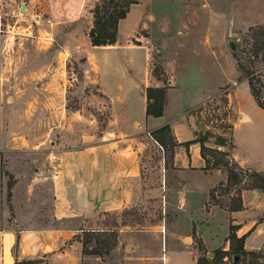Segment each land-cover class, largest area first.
Segmentation results:
<instances>
[{
  "label": "crops",
  "instance_id": "1",
  "mask_svg": "<svg viewBox=\"0 0 264 264\" xmlns=\"http://www.w3.org/2000/svg\"><path fill=\"white\" fill-rule=\"evenodd\" d=\"M180 1L167 0L164 12L170 8L173 11L175 8L172 4L181 3ZM5 2L6 0H0V11ZM22 4L14 5L12 9L16 7L20 11ZM137 5L139 3L132 5L127 17L120 21L119 36L123 32L124 36L131 35L138 30L139 19L136 23L130 21L133 23L131 28L127 26L131 12ZM181 9L187 14L201 12L204 16V29L199 32V37L190 39L195 19L187 21L179 16L176 25L174 22L169 23L167 19L161 25L159 44L164 55L167 83L164 84L167 89L163 115L156 117L146 113V88L150 85L161 86V80L154 81L149 77L148 45L96 46L114 48L128 58L124 70L110 66L115 70H112L113 75H108V70L99 75L100 94L109 99L115 110L122 111L115 121L117 129L109 133L111 137L102 132L82 137L76 134L69 137L72 144H67L69 141L64 137L51 149L42 147V140L26 148L24 141L14 139L10 133L14 128L9 131L0 130V153H3L4 159H18L20 164V168L12 172V208L0 209V264H16L17 260H34L37 261L36 264H197L192 252L194 228H198L199 236L210 250H227L230 245L228 236L231 220L240 224L237 236L245 235V250H256L264 246V240H258V235L264 233V206L259 202V197L264 196V190H244V208L239 210L220 206H214L211 211L207 209L212 191L220 182L227 181L228 174L222 169L205 168L201 145L194 141L198 136V127L195 114L191 112L221 95L222 91L230 100L233 98V108L237 115L233 122V157L240 162L242 168L256 170L247 162L249 152L247 156L244 154L245 157L239 154L240 141L235 129L236 125L240 126L237 122L249 123L247 141L255 145L257 139L253 131L256 123L241 102H237L236 96L242 91L254 112L261 114L264 109L258 105L249 81L245 78L238 79L235 58L231 78L215 84L210 80L213 71L207 61L217 56L213 47L214 24L222 29L220 44L225 46L224 51L233 54L229 48L230 33L236 34V30L245 31L264 25V0H204L203 7L187 9L181 6ZM28 10L26 4V11ZM180 29H184L188 35L180 37ZM170 39L180 46L190 43L194 57L186 61L183 70L173 68V64L178 61L176 59L171 62L177 54L173 56L166 48ZM139 55L142 60L137 66ZM224 71L221 69V73L225 74ZM226 86H229L228 89H223ZM5 108H11L12 111L3 110L4 115L0 111L2 119L11 122L22 120L17 105H5ZM48 120V124H51V118ZM185 122L192 129L188 137L185 136ZM166 125H170L179 145L175 148L171 182L168 187L166 185L165 225L156 231L134 232L133 243L118 247L113 256L86 254L82 237L88 229L87 225L95 217L123 208L126 204V184H131L141 175V145L136 140L142 134H148L165 154L164 148L152 136V132ZM186 142L191 143L186 146ZM34 164L41 167L39 172L33 170ZM261 170H264V166L256 171ZM169 213H172L176 222L170 229L174 237L172 247H162L158 253L147 249L138 234L157 233L164 238L169 232ZM247 213L250 217L243 223L242 219ZM258 216H262V219L256 220Z\"/></svg>",
  "mask_w": 264,
  "mask_h": 264
},
{
  "label": "rangeland",
  "instance_id": "2",
  "mask_svg": "<svg viewBox=\"0 0 264 264\" xmlns=\"http://www.w3.org/2000/svg\"><path fill=\"white\" fill-rule=\"evenodd\" d=\"M166 1L138 0L139 5L132 10L127 24L128 28H131L133 23L130 21L136 23L139 19L138 30L127 36H124L123 32L116 44L123 47H133L141 43L148 45L149 77L154 81L161 80L159 87L167 84L164 55L159 44L161 25L167 20L176 25L179 16L187 21L190 18L195 19L194 30L190 31L193 34H189L190 39L199 37V32L204 29V16L201 12L195 15L194 12L187 14L181 9V6L187 9L203 7L204 0H181V3L172 4L175 8L173 11L170 8L164 12ZM20 3H26L29 10L21 12L16 7L12 9V6H18ZM93 4L92 0H6L3 10L0 11V111L4 115L3 110L12 111L11 108L6 109L5 105H17L22 119L20 122H11L2 119L1 115L0 130L9 131L14 128L10 133L14 139L24 141L26 148L42 140V147L51 149L64 137L69 141L67 144H72L69 137L76 134L82 137L85 134L102 132L111 137L109 133L117 129L115 121L122 111L115 110L109 99L100 94L98 81L99 75L105 70H108V75H113V68L110 66L124 70L128 58L114 48L96 47L92 44L88 32L93 22L90 11ZM218 27L219 25L214 24L212 31L213 47L217 56L207 61L213 71L210 80L215 84L231 78L235 58L239 71L238 79L251 80L256 96L264 105V25H257L245 31H234L238 48L234 51L229 47L233 54L225 52V46L220 44L222 29ZM179 31L180 37L188 35L184 29ZM189 44L186 42L184 46H180L171 39L166 43L168 51L173 56L177 54L171 61H178L173 64L174 69L183 70L186 61L194 57ZM137 59L136 64L139 66L141 55ZM221 69L225 70V74L221 73ZM162 73L165 75H161ZM232 99L222 91L215 99L208 100L191 111L195 114L200 137L201 134L205 135L202 132H209L210 138L206 145L210 148L206 149V154L211 167L216 161L224 168L240 165L235 156L233 157V122L237 115ZM236 100L253 116L256 123L253 133L257 139L255 145L248 143L249 123L237 122L240 125L235 127L240 141L239 154L245 157L244 154L247 156L249 152L247 162L257 170L264 166V113L254 112L242 91L236 96ZM50 118L52 123L48 124ZM185 127V136L188 137L192 129L187 122ZM221 136L226 139L227 144L219 147L216 141ZM165 139L168 144L165 154L148 134L144 133L136 140V143L141 145V175L131 184H126V204L123 208L95 217L87 225L88 229L82 237L87 246L86 254L113 256L118 247L133 243L134 232L156 231L165 225L166 185L168 187L171 182L174 169L172 135L166 134ZM2 154L0 153V209L12 208V172L20 168L18 159L9 158L12 162L7 163L9 159H4ZM33 159L34 157L29 160ZM34 168L35 164L33 170ZM256 170H245L243 181L236 186L228 189L225 186L218 187L212 193L207 209L211 211L214 206L227 209L230 205L237 204V199L242 196L244 190H264L255 187L262 183L261 177L254 174ZM260 172L264 174V170ZM259 202L264 206V196L259 197ZM249 213L242 219L243 223L249 219ZM168 217L169 232L164 238L157 233L138 234L147 249L158 253L162 247H172L174 237L170 229L176 222L172 213H169ZM260 219L262 216H258L256 220ZM239 226L240 224L231 220L229 235L231 232L237 234ZM193 234L192 252L197 264H264V246L246 254L242 253L235 263L234 256L237 255L236 249L239 246L237 240H230L227 250H210L199 236L198 228H194ZM258 240H264V233L258 235ZM210 252L214 254L210 255Z\"/></svg>",
  "mask_w": 264,
  "mask_h": 264
},
{
  "label": "trees",
  "instance_id": "3",
  "mask_svg": "<svg viewBox=\"0 0 264 264\" xmlns=\"http://www.w3.org/2000/svg\"><path fill=\"white\" fill-rule=\"evenodd\" d=\"M93 6H91V13L93 15L92 26L89 29L88 35L90 40L94 46H111L116 45L118 43L119 38V23L122 19H125L130 12L131 6L138 3V0H92ZM161 75H165L162 73ZM160 79V78H159ZM252 93L258 103V105L264 109V105L256 96V93L253 89V84L251 80L249 81ZM166 86L154 88L152 86L146 88V95L148 98V104L146 113L147 115L152 116H161L164 112V106L166 101ZM205 135L198 134L197 138L194 140L195 142L200 143L201 145V154L202 157L206 161V169H222L228 174V179L226 182H220V184L214 188V191L218 189L220 186H225L227 189L233 186L238 185L243 181V172L246 169L242 168L239 164H236L233 168H224L221 167L219 161L213 163V166H210V160L207 157L206 149H209L206 145V142L209 141V132H202ZM166 134L172 135V158L174 160L175 148L178 146V142H176L175 137L172 133V129L170 125H166L156 131L152 132V136L158 141V143L164 148V150H168V144L166 141ZM191 142L184 143L186 146H189ZM216 144L219 146H225L227 144L226 139L221 136L218 137ZM226 155H230L226 153ZM240 169V171H238ZM254 174L258 175L262 179V183L255 185L257 188L264 189V174H261L260 171L254 172ZM212 191V193L214 192ZM211 193V195H212ZM236 205H230V210H239L243 207L242 196L238 197ZM233 230V225L231 226V231ZM237 240L239 242V246L236 249V254L240 256L242 253L246 254L248 251L244 248L245 235L242 237H238L237 234H233L232 232L229 235V240ZM84 244V252H86V244ZM101 255V254H100ZM37 261L34 260H17L16 264H36Z\"/></svg>",
  "mask_w": 264,
  "mask_h": 264
},
{
  "label": "water",
  "instance_id": "4",
  "mask_svg": "<svg viewBox=\"0 0 264 264\" xmlns=\"http://www.w3.org/2000/svg\"><path fill=\"white\" fill-rule=\"evenodd\" d=\"M20 11H21V12H26V3H23V4H22V7H21V10H20ZM234 37H235V34L230 33V41H229V45H230V48H231L232 50L236 51L237 48H238V42L234 39ZM34 169H35L36 172H39V171L41 170V167H39V166L36 164ZM209 254H210V255H213L212 252H210ZM239 258H240V256L235 255V256H234V262L236 263V262L239 260Z\"/></svg>",
  "mask_w": 264,
  "mask_h": 264
}]
</instances>
